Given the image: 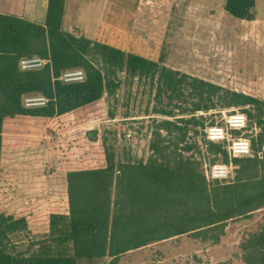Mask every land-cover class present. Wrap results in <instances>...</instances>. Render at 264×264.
<instances>
[{
  "label": "trees",
  "instance_id": "trees-1",
  "mask_svg": "<svg viewBox=\"0 0 264 264\" xmlns=\"http://www.w3.org/2000/svg\"><path fill=\"white\" fill-rule=\"evenodd\" d=\"M66 1L49 0L45 24L0 14V264H81L102 258L119 264L131 250L187 233L218 244L230 220L264 208V99L68 32ZM256 2L226 0L225 10L252 21ZM24 57L47 58L51 63L24 71L20 68ZM78 69L84 71V81L60 79ZM124 69L135 77L152 75L157 82L161 106L153 114L164 118L155 120L152 155L146 162L118 161L107 149L94 153L79 145V131L92 120L103 119L105 94L116 93L118 84L111 75ZM36 95L48 103L26 107L25 99ZM238 108L247 114L250 128L259 129L251 138L257 157L234 159L242 174L234 183L209 184L194 155L198 143L189 142V135L203 136L208 152L228 163L225 145L206 139V127L217 121L206 122L201 113ZM48 128L56 139L46 147L45 175L53 193L56 182L65 179L69 211L60 212L49 198L50 206L40 209L49 214L50 233L18 250L13 237L30 232V220L40 204H27L18 212L1 209L4 154L7 149L45 146L40 136ZM99 133L87 132L95 140ZM215 162L216 158L211 161ZM241 250L244 264H264V224L243 240Z\"/></svg>",
  "mask_w": 264,
  "mask_h": 264
},
{
  "label": "rangeland",
  "instance_id": "rangeland-1",
  "mask_svg": "<svg viewBox=\"0 0 264 264\" xmlns=\"http://www.w3.org/2000/svg\"><path fill=\"white\" fill-rule=\"evenodd\" d=\"M225 2L69 0L64 28L125 53L144 56L158 62L160 67L166 66L264 99V20L252 22L235 18L225 10ZM258 9L263 14L264 7ZM94 62L102 68L99 60ZM111 77L118 84L116 93L105 94L101 101L103 119L92 120L79 131V145L90 147L94 153L107 149L116 154L118 161L146 162L152 155L150 142L155 120L164 118L153 114V110L161 106L157 104V82L152 75L135 77L127 69ZM217 112L201 114L206 122L219 121L221 115ZM90 130H99L98 139L89 137ZM189 138V142L198 143L194 155L202 163V171L206 172L205 163L214 158L215 163L223 162L220 156L208 152L207 145L202 142L203 136L192 133ZM55 139L52 128H48L40 136L45 146L7 149L4 154L5 190L2 191L1 209L18 212L25 211L27 204H40L30 220V232L13 237L18 250L30 248L33 240L50 233L49 214L40 209L50 206L49 198L60 212L69 211L64 178L59 185V181L56 182L58 188L53 193L54 188L45 175L46 147ZM262 156L263 153L258 155ZM235 165L234 177L223 184H232L242 176L241 166ZM263 224L264 208L230 220L218 244L187 233L131 250L121 256L119 264H244L241 244ZM109 261L110 258H102L81 264H109Z\"/></svg>",
  "mask_w": 264,
  "mask_h": 264
},
{
  "label": "built area",
  "instance_id": "built-area-1",
  "mask_svg": "<svg viewBox=\"0 0 264 264\" xmlns=\"http://www.w3.org/2000/svg\"><path fill=\"white\" fill-rule=\"evenodd\" d=\"M50 59L42 57H24L20 61V68L24 71L42 69L50 64ZM61 80L67 83L82 82L85 79L83 70H73L65 72ZM48 99L42 95L27 97L26 107L45 106ZM221 118L215 124H210L205 129L206 139L213 143H222L228 152L230 161L228 163L218 162L212 164L206 162L205 175L208 181L229 182L236 173L235 158L251 157L252 136L258 132V128L249 126V118L246 113L239 109H223L218 111Z\"/></svg>",
  "mask_w": 264,
  "mask_h": 264
},
{
  "label": "crops",
  "instance_id": "crops-1",
  "mask_svg": "<svg viewBox=\"0 0 264 264\" xmlns=\"http://www.w3.org/2000/svg\"><path fill=\"white\" fill-rule=\"evenodd\" d=\"M48 2L49 0H0V14L16 15L21 18L27 19L29 21L36 22L38 24H45ZM262 6L264 7V0H257L256 2L257 19L252 20V22L264 20V12L263 14H261L258 9L259 7ZM68 7H69V0L66 1L64 26L66 23L67 15L69 13ZM257 133H255L254 136H256Z\"/></svg>",
  "mask_w": 264,
  "mask_h": 264
}]
</instances>
